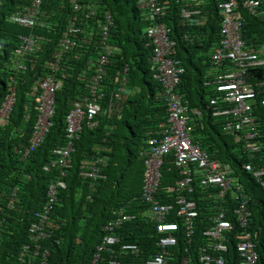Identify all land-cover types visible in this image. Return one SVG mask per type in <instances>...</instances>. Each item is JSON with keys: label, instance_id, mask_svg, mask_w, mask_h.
<instances>
[{"label": "trees", "instance_id": "16d2710c", "mask_svg": "<svg viewBox=\"0 0 264 264\" xmlns=\"http://www.w3.org/2000/svg\"><path fill=\"white\" fill-rule=\"evenodd\" d=\"M169 1L172 6L170 14L164 21L173 31L172 39L178 41L175 57L186 68L180 91L186 96L191 109L198 108L203 112L202 120H199L203 124L201 128L198 127L196 133L206 134L208 143H213L212 148L208 150L215 158L235 167V171L239 173L247 187L248 194L255 200L253 204L258 205L262 201L261 188L254 177L246 174L242 168L249 161L248 157L244 151L240 152L241 144L235 143L231 150L224 137L232 135H224L223 122L216 121L209 109L208 98L213 93L205 87L202 62L213 50L212 46L220 31L217 0H210L211 4L207 7L209 21L206 26L193 30H190V26L182 24L181 4L176 0ZM81 3L87 6L86 10L92 7L97 9V19L104 18L107 12L113 16L115 25L111 29V43L119 48V52L112 58L106 78L108 88L104 108L105 111L109 110V113L99 116L98 128L90 129L85 126L80 140L76 143L73 169L66 178L68 188L61 192L53 213L61 222L62 228L56 231L52 240L43 243V247L49 248L51 252L48 264H93L97 247L105 236L104 226L117 210L126 209L128 213L138 214V220L127 223L124 228L117 231L120 242L114 247L117 250L116 257L120 264H145L159 249L156 245L157 232L154 220L141 218V211L148 209V205L140 200L145 173L141 152L147 140L157 136L160 126L168 120L163 89L154 78L150 61L152 49L146 35L148 24L138 8V0H81ZM92 4L95 5L91 6ZM263 4L260 6L262 12L258 14L244 12L243 38L255 52L264 48ZM32 5V0H0V106L7 96L9 85L15 83L17 87V102L11 120L7 125L0 127V208L3 210L0 211V220L3 222L6 219L0 228V264L41 263L32 252L27 255L24 263L19 262V257L27 243V230L36 222L34 212L42 209L48 197L49 186L55 179V175L45 174L43 167L53 160L54 149L66 143L65 116L74 103L86 93L88 81L83 80L80 73L86 69L90 60L96 58L98 51L99 31L95 29L97 26L95 18L89 21L85 28L87 32L94 31L96 35L93 34L91 39L87 38L84 46L80 43L81 47H76L63 59L62 66L68 67L70 64L74 66V71L66 78L63 90L57 97L53 128L42 146L32 151L28 158L23 159V153L28 148L32 136L34 118L37 116L36 103L30 92L34 82L41 77L46 78L51 73L47 66L59 46L62 33L67 26L68 14L70 15L69 0H44L40 18L48 24L58 23L57 27L52 29L37 27L31 30L10 21L12 16L24 15ZM185 31H191L195 37L191 44L182 41ZM32 33L45 38L41 43V50L29 56L34 68L30 65L27 73L15 75V80L12 81V73L16 71L15 52L20 37ZM200 54H204V57L199 56ZM260 58H264V55ZM126 66L129 67L128 95L117 101L114 96L117 84H113V79ZM254 75L258 81L264 82V69ZM262 96L257 97L254 110L259 116L260 126H263L264 132ZM28 113L32 114L30 122L25 120ZM106 139L113 149L111 162L104 172L105 178L96 183L93 189L79 177L80 165L84 159L96 155V149L105 145ZM262 140L264 141V133ZM253 163L256 166L264 165V151ZM164 171L169 178L167 185L172 184L177 178L175 166L167 164ZM127 172H131L130 180H125ZM123 183L126 185L122 186ZM162 185L166 186L163 182ZM16 188H19L15 197L17 207L12 210L8 204L14 198L13 192ZM202 197L203 193H200V190L193 195L200 209L206 208ZM163 202L175 203V199L164 198ZM203 218L197 221L196 235L191 243L183 232L178 234L179 244L171 248L174 259L170 264H182L185 258H190L191 264H199V246L203 244V232L207 228ZM169 220L178 219L173 215ZM258 220L255 216L251 225L256 231L260 228ZM236 230L240 232V229ZM236 234L235 232L233 238ZM263 238L264 236H261L256 241L260 254L259 264H264ZM237 242L235 239L229 241L227 264H239ZM124 244L138 245L139 254L123 252L120 247ZM111 256L110 253H104L96 264H107Z\"/></svg>", "mask_w": 264, "mask_h": 264}, {"label": "built area", "instance_id": "2783aa9c", "mask_svg": "<svg viewBox=\"0 0 264 264\" xmlns=\"http://www.w3.org/2000/svg\"><path fill=\"white\" fill-rule=\"evenodd\" d=\"M43 1L32 0V8L27 9L24 15L10 17V21L31 30L37 27H57L56 22L48 24L41 20ZM176 2L181 4L179 8L182 19L195 26L207 24L209 19L203 16V8L211 4L210 0ZM263 3L264 0H217L216 9L221 19V29L209 55L214 72L212 77L205 81V87L213 93L208 98L212 117L216 121H222L224 132L234 135L243 145V151L249 159L244 169L260 186L264 203V168L253 164L257 155L264 150L263 126H260L259 116L254 110L258 96L263 95L261 104L264 106V82L258 81L252 75L253 71L258 73L264 69V58H260L264 52H255V49L246 44L243 38L245 23L242 14L243 10L258 14ZM171 6L169 0H138V8L148 23L146 34L153 51L151 63L154 78L162 86L163 99L169 115L166 132L160 138L149 139L148 150L142 153L146 166L142 201L148 205V209L141 211V218L154 220L156 245L159 249L146 264H170L174 259L170 249L178 246V234L183 232L191 243L196 235L197 221L201 217H204L203 222L207 224V228L203 232V244L199 246V264H227V255L230 252L228 244L231 239L238 240L239 264H259L260 254L256 241L264 236V213L260 216V228L257 231L252 229V217L249 212L251 198L244 197V186L234 183L233 168L218 159H212L202 144L193 139L192 132L199 120H202L203 112L198 108L191 109L186 96L179 90L186 68L175 57L177 42L172 39L171 27L164 21L170 14ZM69 7L70 15L67 17L66 29L62 33L53 59L48 63L47 68L51 73L46 78L41 77L34 82L30 92L36 103L37 116L34 118L32 136L28 148L23 153V159L42 146L54 126L57 95L63 90L66 78L74 71V66L70 64L68 67L62 66L63 59L70 51L81 47L80 43L84 46L86 39H91L94 34L92 31L87 32L85 25L97 19V9L92 7L86 10L87 6L85 7L81 0H69ZM98 23L102 33L101 48L96 58L90 60L86 69L80 73V77L88 83L86 93L74 103L65 116L66 143L54 149L53 160L43 167V172L55 175V179L49 186L48 197L42 209L34 213L36 222L29 228V242L20 253V263L32 252L41 260L40 264H48L51 253L48 248L43 247V242L51 240L59 229L52 215L61 192L68 187L66 178L73 168L76 143L80 140L85 126L90 129L98 128L99 116L109 113V110L105 111L104 102L107 98L108 67L115 51V47L109 44L110 27L114 24L113 16L107 12L104 20ZM182 37L189 40L190 34L186 32ZM43 40L45 41L44 37L33 33L20 37L15 52L16 71L12 73V81L15 80V75L27 73L30 65L34 68L29 56L41 50ZM128 76L129 68L126 67L113 79V84H117L114 94L117 101L122 100L128 93ZM16 91L15 83H11L0 106V127L7 125L11 120L17 102ZM25 120L30 122L32 114L28 113ZM107 142L106 139L105 144ZM102 147L104 148L99 149L96 155L84 159L80 165L81 179L93 189L96 183L105 178L104 172L110 162V156L106 153H110L111 149ZM167 162L175 165L181 172L180 179L165 191L166 195L174 197V204L163 203L159 191L162 170ZM197 188L204 191L202 201L206 208L200 209L198 201L193 198ZM18 192L19 188H16L13 192L14 198ZM231 194L234 199H228ZM229 201H234V218L240 232L228 217ZM9 205L15 209L16 200L12 198ZM173 215L177 221L169 220ZM137 220L138 214L128 213L126 209L117 210L113 214L103 228L105 236L97 247L94 264L104 253L112 254L108 264H120L116 257L117 250L114 248L120 242L117 231L127 223ZM235 232L237 234L233 238ZM120 248L125 253L140 252L139 246L135 244H124ZM182 264H191L190 258H185Z\"/></svg>", "mask_w": 264, "mask_h": 264}, {"label": "crops", "instance_id": "0c3cea01", "mask_svg": "<svg viewBox=\"0 0 264 264\" xmlns=\"http://www.w3.org/2000/svg\"><path fill=\"white\" fill-rule=\"evenodd\" d=\"M204 64V63H203ZM205 71V70H204ZM213 68H211V67H209L208 68V70H206V73H208L209 75H211V76H208L207 75V77L208 78H210V77H212V74H213ZM127 95H128V93H127ZM167 113H168V111H167ZM168 120H167V122L166 123H164V124H162L161 126H160V131H159V133L157 134V136H153V137H151V138H149V139H152V138H160V137H162V135L166 132V130H167V127H168V125H169V115H168ZM203 124V122L201 123V122H198L196 125H195V128H194V130H193V132H192V135H193V139L196 141V142H199L200 144H202V146H203V148L211 155V157H212V159H215V160H217L218 158H215L214 157V155L208 150L209 148H212V146H213V143H208V138H207V136H206V134H203V133H200V132H198V133H196V131H197V129H198V127L199 128H201L200 126ZM148 139V140H149ZM147 140V141H148ZM146 146H145V148L142 150V152H141V156L143 157V160H144V163H145V157L142 155V153L143 152H146L147 150H148V145H147V142H146V144H145ZM240 156H242V155H240ZM218 160H220V159H218ZM220 161H222L223 163H225V164H227V165H229L231 168H233V170H234V174H233V179H234V183L235 184H240L242 187L244 186V188H245V195H244V197L246 198V199H249L248 197H250L251 198V200L249 201V212H250V214H251V217H252V223L254 222V218H255V216L256 217H260L263 213H264V203H263V198H261L262 199V201H260V203H258V205H254L253 203H254V201L255 200H253V197H252V195H249L248 194V192H247V187L245 186V184H244V182H243V180H241V178H240V175H239V173H237L236 171H235V167H233V166H231V164L230 163H227L226 161H224V160H220ZM167 164H171L170 162H167V163H165V166L164 167H166L167 166ZM254 164V163H253ZM245 165V164H244ZM244 165L242 166V168H244ZM255 165V164H254ZM175 166V165H174ZM256 166V165H255ZM258 166V165H257ZM175 170H176V173H177V178L176 179H174V182L176 183L179 179H180V175H181V172L179 171V170H177L176 169V167H175ZM245 172V171H244ZM162 173H163V176H162V181L164 180V168H163V170H162ZM246 173V172H245ZM247 174V173H246ZM168 187H171V186H168ZM197 191L198 190H200V189H196ZM215 191L217 192V189H215ZM200 193H204V191H202V190H200ZM260 194H261V197L263 196V194H262V190L260 189ZM228 199H234L233 198V195L231 194L230 196H229V198ZM234 208H235V204H234V201H229V204H228V206H227V209H228V217H229V219L235 224V227L236 228H238V223L236 222V220H235V218H234ZM255 210V211H254ZM252 225V224H251ZM251 228H252V226H250ZM239 229V228H238Z\"/></svg>", "mask_w": 264, "mask_h": 264}, {"label": "clouds", "instance_id": "9594fccd", "mask_svg": "<svg viewBox=\"0 0 264 264\" xmlns=\"http://www.w3.org/2000/svg\"><path fill=\"white\" fill-rule=\"evenodd\" d=\"M207 7L208 6H206V7H204L203 8V10H204V12L205 13H203V16H205V17H207L208 19H209V17H208V9H207ZM206 10V11H205ZM218 11V10H217ZM244 12H245V10H243L242 11V14H243V17H244ZM247 12V11H246ZM247 13H249V12H247ZM218 16H219V14H218ZM180 17H181V14H180ZM220 18V17H219ZM100 20H104V18H102V19H96V23H95V25H97L96 26V28L95 27H93V29L95 28V29H98V31H99V38H98V51H97V54H98V52H99V50H100V48H101V38H102V33L100 32V29H99V21ZM181 20H182V24H184V25H187V26H190L191 27V29L190 30H193L194 28H202V27H204V26H206L205 24H203V25H200V26H195L194 24H190V22H188V21H186V20H184V19H182V17H181ZM244 20H245V17H244ZM209 21V20H208ZM201 22H202V20H201ZM166 23V22H165ZM208 23V22H207ZM148 24V23H147ZM167 24V23H166ZM114 25H115V21H114V24L110 27L111 29L114 27ZM147 27H148V25H147ZM92 29V30H93ZM111 29H110V38H109V44L111 45V46H113V47H115V51H114V54H113V56H112V58L116 55V53L117 52H119V48L117 47V46H115L114 44H112L111 43ZM147 29V28H146ZM220 29H221V19H220ZM92 32H94V31H92ZM187 31H185L184 32V34L186 33ZM189 34H190V38H189V40H185V38L184 37H182V41L185 43V44H191L192 42H193V40H194V35L192 34V32L191 31H189L188 32ZM219 33H220V31H219ZM94 35H96L95 33H94ZM147 35V34H146ZM183 36V35H182ZM219 36V35H218ZM148 38V37H147ZM245 40V39H244ZM148 41H149V39H148ZM177 41V40H176ZM87 42V41H86ZM215 42H216V39H215ZM214 42V43H215ZM177 43H178V41H177ZM149 46L151 47V49H152V46H151V44H150V41H149ZM178 45V44H177ZM177 47V46H176ZM213 47H214V44H213V46H212V49H213ZM264 50V48H262L260 51L261 52H264L263 51ZM213 51V50H212ZM212 51L210 52V53H208L205 57H204V54H200L199 56H201V57H204L203 58V68H204V70H208V68L209 67H211V65H210V57H209V55L212 53ZM152 53H153V51H151V56H150V61H151V57H152ZM264 55V54H263ZM112 58H111V60H112ZM206 58H208V60H206ZM177 59V58H176ZM179 60V59H178ZM180 61V60H179ZM182 63V62H181ZM183 64V63H182ZM151 65H152V63H151ZM48 67V66H47ZM126 67H128V66H126ZM126 67H124L123 68V70L122 71H120V72H123L124 71V69L126 68ZM129 68V67H128ZM152 68H153V65H152ZM48 70H49V68H48ZM119 73V72H118ZM255 73H257V72H255V71H253V73H252V75L255 77ZM204 74H205V79L206 80H208V77H207V75L208 76H211V75H209L208 73H206L205 71H204ZM128 78H129V76H128ZM254 79V78H253ZM253 82H254V80H253ZM129 85V84H128ZM179 90H180V87H179ZM181 92V91H180ZM182 93V92H181ZM183 94V93H182ZM59 95V94H58ZM58 95H57V97H58ZM164 100V99H163ZM165 104V103H164ZM166 106V105H165ZM108 140V139H107ZM104 143H105V141H104ZM238 144H241V143H239L238 142ZM102 146H105V147H107V148H110L111 149V152L110 153H106V154H108L109 156H110V162H111V153L113 152V149L111 148V146H110V142H109V140H108V142H107V144H103V145H101V148H104V147H102ZM100 148V149H101ZM99 149L97 148L96 149V152L98 151ZM241 151H243V145L241 144V148H240V152ZM264 151V150H263ZM262 151V152H263ZM262 154V153H261ZM261 154H258L257 156L258 157H260V155ZM258 157H256V158H258ZM73 161H74V159H73ZM254 161H255V159H254ZM110 162H109V164H110ZM249 162V161H248ZM247 163V162H246ZM245 163V164H246ZM109 164H108V166H109ZM144 165H145V163H144ZM262 168H264V165H260ZM73 169V168H72ZM71 169V170H72ZM70 170V171H71ZM246 172V171H245ZM145 173H146V166H145ZM145 173H144V186H145ZM247 173V172H246ZM69 174H70V172H69ZM79 177H80V172H79ZM81 178V177H80ZM83 181V180H82ZM256 181V180H255ZM84 182V181H83ZM163 182V181H162ZM162 182H161V184H160V187H159V191H160V196H161V201L163 202V199L164 198H171V195H166V190L169 188L168 186H172V185H174V181H173V184H169V185H166V186H163L162 185ZM68 188V187H67ZM143 192H144V189H143ZM143 192H142V195H143ZM164 192H165V194H164ZM17 197V196H16ZM13 199H15L16 200V198H13ZM141 201H142V196H141V199H140ZM46 202V201H45ZM143 202V201H142ZM144 203V202H143ZM163 203H167V202H163ZM174 204V203H173ZM8 207L10 208V205L8 204ZM17 206H15V208H16ZM10 209H12V208H10ZM13 210V209H12ZM0 211H3L1 208H0ZM36 211H39V210H36ZM35 211V212H36ZM34 212V213H35ZM54 213V212H53ZM52 218L57 222V224H58V227H59V230L62 228V224H61V222L57 219V218H55L53 215H52ZM5 221H6V219H5ZM5 221H1L0 220V228L2 227V225H3V223L5 222ZM32 225V224H31ZM31 225H30V227H31ZM29 227V228H30ZM29 228H28V230H27V243L29 242V237H28V232H29ZM53 239V238H52ZM51 239V240H52ZM46 242H48V241H46ZM59 242V241H58ZM26 243V244H27ZM43 243H45V242H43ZM24 247V246H23ZM23 249V248H22ZM49 249V248H48ZM170 251H171V249H170ZM51 253V252H50ZM94 258H95V256H94ZM22 263H24V262H22ZM93 264H94V259H93ZM108 264V263H107ZM146 264V263H145Z\"/></svg>", "mask_w": 264, "mask_h": 264}, {"label": "rangeland", "instance_id": "374dc122", "mask_svg": "<svg viewBox=\"0 0 264 264\" xmlns=\"http://www.w3.org/2000/svg\"><path fill=\"white\" fill-rule=\"evenodd\" d=\"M202 63H203V62H202ZM197 64L200 65V64H199V61H197ZM205 72H206V70H205ZM149 80L152 81L151 78H149ZM154 84H156V82H155ZM148 96L150 97L149 94H148ZM224 135L226 136V135H228V134L224 133ZM232 136H233L234 138H233ZM232 136H230V137L226 136V138L224 137V139H226V141H227V143H228V146L231 148V150H232L233 146L235 145V143L238 144L237 138H236L234 135H232ZM121 153L125 155L124 152H121ZM138 161H139V160H138ZM164 174H165V177H164V180H163V184H166V185H167V182H168V179H169V178H168V175L166 174L165 171H164ZM130 175H131V172H127V173H126V178H125V180H130ZM172 184H173V183H172ZM125 185H126V183H123L122 186H125ZM168 185H169V184H168ZM258 219L260 220V217H258ZM259 220H258V221H259Z\"/></svg>", "mask_w": 264, "mask_h": 264}]
</instances>
